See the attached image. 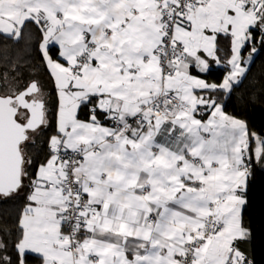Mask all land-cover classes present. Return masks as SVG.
<instances>
[{"label":"snow or ice","instance_id":"6c2138e0","mask_svg":"<svg viewBox=\"0 0 264 264\" xmlns=\"http://www.w3.org/2000/svg\"><path fill=\"white\" fill-rule=\"evenodd\" d=\"M28 24L56 131L36 140L50 123L37 81L0 95V197L26 190L15 239L0 226V264H255L240 245L249 142L264 160V138L224 107L264 45V0H0V35L19 42ZM213 63L218 82L200 76ZM45 143L33 172L25 148Z\"/></svg>","mask_w":264,"mask_h":264},{"label":"trees","instance_id":"16d2710c","mask_svg":"<svg viewBox=\"0 0 264 264\" xmlns=\"http://www.w3.org/2000/svg\"><path fill=\"white\" fill-rule=\"evenodd\" d=\"M255 35L259 41L260 33L256 31ZM40 40V33L34 24L26 25L24 35L19 42L0 35V91L21 90L28 82L35 80L45 93L50 123L44 126L36 136L38 142L46 141L48 137L55 134V111L58 106L54 82L46 66L43 65L38 52ZM229 44L230 39L221 36V48H227ZM251 47L252 45L249 44L243 49L245 57L248 56ZM256 47L257 52L253 54L252 60H250L249 70L242 82L235 87L231 97L227 98L224 111L245 120L250 133L254 132L264 138V45L256 43ZM50 54L53 57L57 54V50L52 46L50 47ZM225 71L227 69L223 65H216L212 67V71L200 75L207 81L218 82ZM5 73H7V79H5ZM83 114H85V110ZM105 123H109V121H105ZM254 143L255 138H250L249 146L252 150ZM25 150L30 156L35 157V163L31 169L33 172L49 154L46 143L38 156L31 145H27ZM248 155L251 161V175L247 188L248 204L243 215L245 224L250 225L253 230V239L250 243H243L240 246L251 253L250 258H254L255 264H264V160L258 161L254 151ZM25 195L26 190H21L19 195L11 199L0 197V226L6 225L13 229V235L6 237V239H15L14 229L19 212L24 205ZM9 254L14 255L11 248H9ZM27 264H40V261L36 256L28 254Z\"/></svg>","mask_w":264,"mask_h":264},{"label":"crops","instance_id":"0c3cea01","mask_svg":"<svg viewBox=\"0 0 264 264\" xmlns=\"http://www.w3.org/2000/svg\"><path fill=\"white\" fill-rule=\"evenodd\" d=\"M53 48H55L56 50H57V48L55 47V46H52ZM56 56H57V54H56ZM56 56L55 57H53V58H56ZM250 62L251 61H249V64H250ZM214 66H216L214 63H213V65H212V67H214ZM249 67V66H248ZM193 74H197V71L195 70V69H193ZM201 76V75H200ZM201 78H204V77H201ZM205 79V78H204ZM54 82V81H53ZM208 82H210V81H208ZM55 86V85H54ZM55 92H56V90H55ZM197 94L199 95L200 93L199 92H197ZM56 97H57V95H56ZM57 104H58V98H57ZM85 110V112H86V109H81L80 110V113H79V118L80 119H84L85 118V114H83V111ZM205 113V110L203 109V108H201V109H199V113H198V118H203V119H207L208 118V116L207 115H205L204 114ZM106 124V126H112V124H110V123H105ZM255 147H256V142L254 143V148H253V151H254V149H255ZM80 238L81 239H83L84 237H83V235H81L80 236ZM29 254H31V255H34V256H36L35 254H32V253H29Z\"/></svg>","mask_w":264,"mask_h":264},{"label":"rangeland","instance_id":"374dc122","mask_svg":"<svg viewBox=\"0 0 264 264\" xmlns=\"http://www.w3.org/2000/svg\"><path fill=\"white\" fill-rule=\"evenodd\" d=\"M0 92H1L0 94H3V95L9 94V92H3V91H0Z\"/></svg>","mask_w":264,"mask_h":264},{"label":"built area","instance_id":"2783aa9c","mask_svg":"<svg viewBox=\"0 0 264 264\" xmlns=\"http://www.w3.org/2000/svg\"><path fill=\"white\" fill-rule=\"evenodd\" d=\"M109 123L113 125V122L112 121H109Z\"/></svg>","mask_w":264,"mask_h":264},{"label":"water","instance_id":"95a60500","mask_svg":"<svg viewBox=\"0 0 264 264\" xmlns=\"http://www.w3.org/2000/svg\"><path fill=\"white\" fill-rule=\"evenodd\" d=\"M0 95H3V94H0Z\"/></svg>","mask_w":264,"mask_h":264}]
</instances>
